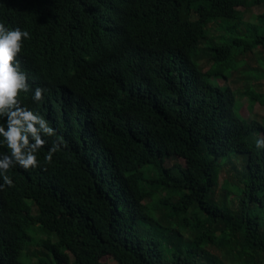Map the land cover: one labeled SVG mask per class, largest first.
I'll return each mask as SVG.
<instances>
[{
  "label": "trees",
  "instance_id": "16d2710c",
  "mask_svg": "<svg viewBox=\"0 0 264 264\" xmlns=\"http://www.w3.org/2000/svg\"><path fill=\"white\" fill-rule=\"evenodd\" d=\"M257 4L0 0V23L30 33L16 58L28 83L47 90L41 104L19 99L56 130L40 167L10 169L13 186L0 190V264H264V123L212 78L264 48V12L247 23L240 9ZM215 21L228 35L211 39ZM246 93L264 104V93ZM60 136L68 147L48 165ZM233 154L241 185L227 192L239 201L222 203L214 190ZM177 158L186 165L169 166Z\"/></svg>",
  "mask_w": 264,
  "mask_h": 264
},
{
  "label": "clouds",
  "instance_id": "9594fccd",
  "mask_svg": "<svg viewBox=\"0 0 264 264\" xmlns=\"http://www.w3.org/2000/svg\"><path fill=\"white\" fill-rule=\"evenodd\" d=\"M30 38L28 31L19 27L9 29L0 23V119L4 121L0 123V145L7 148V152L0 154V179L3 181L0 190L13 186L8 175L10 169L19 166L28 171L40 167L38 154L48 144V138L56 136L50 122L19 99L22 93H31L32 102L41 104L47 91L39 86L31 87L27 73L16 59L23 41ZM67 147L63 136L53 139L44 156L45 163L51 165L54 155ZM255 147L264 150V135H258Z\"/></svg>",
  "mask_w": 264,
  "mask_h": 264
},
{
  "label": "rangeland",
  "instance_id": "374dc122",
  "mask_svg": "<svg viewBox=\"0 0 264 264\" xmlns=\"http://www.w3.org/2000/svg\"><path fill=\"white\" fill-rule=\"evenodd\" d=\"M241 10L245 12V20L247 23L256 22L257 16L264 12V4H257L252 7L241 6ZM225 24L223 21H219L218 23L212 22L209 26V32L211 39L221 38L223 36L228 35L229 31L226 30ZM243 27H247L248 25L242 24ZM247 29L244 30L246 32ZM237 59L239 61H243L241 66L233 71H231L228 78H223L226 74L222 73L219 77L213 76V80L221 85L232 87L237 95V105L240 108L241 113L247 117L248 119H256L264 123V104L261 101H257L255 103H251L250 96L246 93L250 87L254 88L259 93H264V48L256 47L253 48L244 54L240 53L237 55ZM200 64L205 72L212 70L214 65L213 61H209L208 58L202 57ZM224 67V63L219 64L216 68ZM264 135V132L261 133ZM178 162L182 166H185V161L181 158H177L176 160L170 159L168 160L169 166H172L173 163ZM240 169L241 168V158L239 155L233 154L230 158H227L223 161L220 172L217 179V185L214 190V195L217 200L222 203H226L231 200L239 201V197L235 194L228 195L227 187L238 183V177L234 174L232 169ZM173 227L176 228V225L173 224ZM185 238H189V233H184ZM44 239H46V235L42 232H39L37 243L34 247H32V251L38 250L41 248ZM211 251L215 254L221 256L224 251L218 249L217 247H210ZM31 261V260H29ZM74 264V263H72ZM101 264H117L113 258L105 257Z\"/></svg>",
  "mask_w": 264,
  "mask_h": 264
}]
</instances>
